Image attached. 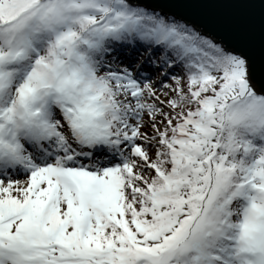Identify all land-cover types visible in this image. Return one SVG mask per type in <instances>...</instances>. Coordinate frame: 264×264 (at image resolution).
Instances as JSON below:
<instances>
[{
  "label": "snow or ice",
  "instance_id": "1",
  "mask_svg": "<svg viewBox=\"0 0 264 264\" xmlns=\"http://www.w3.org/2000/svg\"><path fill=\"white\" fill-rule=\"evenodd\" d=\"M0 264H264V0H0Z\"/></svg>",
  "mask_w": 264,
  "mask_h": 264
}]
</instances>
